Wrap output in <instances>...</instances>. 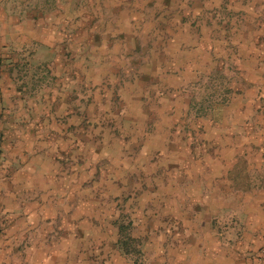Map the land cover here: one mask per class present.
<instances>
[{"label":"rangeland","instance_id":"obj_1","mask_svg":"<svg viewBox=\"0 0 264 264\" xmlns=\"http://www.w3.org/2000/svg\"><path fill=\"white\" fill-rule=\"evenodd\" d=\"M259 2L59 0L57 51L19 53L17 84L36 125L21 149L27 183L44 194L12 234L48 240L7 254L72 235L98 264H177L196 238L207 259L211 237L241 234L247 160L264 155V96L244 48Z\"/></svg>","mask_w":264,"mask_h":264},{"label":"crops","instance_id":"obj_2","mask_svg":"<svg viewBox=\"0 0 264 264\" xmlns=\"http://www.w3.org/2000/svg\"><path fill=\"white\" fill-rule=\"evenodd\" d=\"M259 3L258 12L248 16L249 30L244 31V48L247 52L246 66L258 69V77L251 84L259 85L264 96V2L260 0ZM58 6L59 0H0V149L3 157L0 160V264H98L92 262L91 253L75 246L72 235L50 238V251L37 248L35 252H19V257L10 256L4 247L5 244H17L16 240L24 245L42 244L43 240H48L45 237L33 239L20 233L12 234L25 228L27 214L43 212L44 194L43 188L36 187V183H27L29 175L25 167L29 157L23 156L21 149L35 146V141L24 137V133L30 128L34 130L36 125L33 119L29 120L32 111H24L25 94L20 92L17 84L19 68L24 62L19 59V53L41 51L50 55L57 51V43L52 38L58 34V27L53 25V21L60 18ZM34 20L37 21L36 27L32 23L28 30L27 22ZM260 104L264 105L263 99H260ZM262 110L263 107L260 115ZM24 116H27L26 123L30 122L21 125L20 120ZM247 161L253 171L243 174L250 187L242 197L245 203L241 213L244 217L241 219L242 233L238 236L228 234L225 238L211 237L214 252L206 253L204 256L207 259L199 253L206 239L196 238V255L189 254L186 247L180 253L177 264H252L257 254L252 258L250 255L264 243V155L260 153L259 156L248 157ZM38 195L40 197L36 198ZM233 214L240 218L238 211H233ZM38 219L29 218L27 222ZM233 223L235 225L237 221ZM31 227L41 229L43 224L36 221ZM220 244L226 246L220 250ZM14 258H18V262H12Z\"/></svg>","mask_w":264,"mask_h":264},{"label":"built area","instance_id":"obj_3","mask_svg":"<svg viewBox=\"0 0 264 264\" xmlns=\"http://www.w3.org/2000/svg\"><path fill=\"white\" fill-rule=\"evenodd\" d=\"M252 264H264V245L260 248Z\"/></svg>","mask_w":264,"mask_h":264}]
</instances>
